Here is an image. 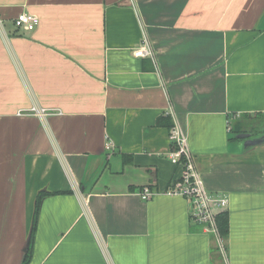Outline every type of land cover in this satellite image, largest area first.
Here are the masks:
<instances>
[{
	"label": "crops",
	"instance_id": "obj_1",
	"mask_svg": "<svg viewBox=\"0 0 264 264\" xmlns=\"http://www.w3.org/2000/svg\"><path fill=\"white\" fill-rule=\"evenodd\" d=\"M168 123L229 199L225 255L167 194ZM40 192L30 264H264V0H0V264L23 262Z\"/></svg>",
	"mask_w": 264,
	"mask_h": 264
},
{
	"label": "built area",
	"instance_id": "obj_2",
	"mask_svg": "<svg viewBox=\"0 0 264 264\" xmlns=\"http://www.w3.org/2000/svg\"><path fill=\"white\" fill-rule=\"evenodd\" d=\"M40 18L28 12L18 14L14 22L17 28H22L25 31H33L39 25ZM135 55L141 57H154L155 52L148 42L144 39L140 47L135 51ZM36 112L34 108L32 110ZM46 113L45 109L41 110ZM170 141L174 148L171 150L170 156L174 163L181 164L184 167V173L181 178L173 180L171 186L167 190L169 195H178L189 200L191 203V213L198 222L205 226V231L213 233L218 240L221 249L224 247V237L218 227V210L227 206L229 199L223 194L210 192L203 183L197 167L195 166L193 153L188 145V137L183 130L177 125L173 124L169 131ZM112 144H106V149H111ZM139 194L142 199L149 200L157 194L150 186L143 187ZM225 255V251L223 249ZM225 264H229L228 258L225 256Z\"/></svg>",
	"mask_w": 264,
	"mask_h": 264
},
{
	"label": "trees",
	"instance_id": "obj_3",
	"mask_svg": "<svg viewBox=\"0 0 264 264\" xmlns=\"http://www.w3.org/2000/svg\"><path fill=\"white\" fill-rule=\"evenodd\" d=\"M169 125V123H168ZM170 128L173 126V123H170ZM242 127H237L235 130L236 132H241ZM254 129V126L252 125L251 130ZM234 130V129H233ZM46 194L45 192H40L39 195L37 196V200H36V209H35V213H34V217H33V227H32V232H31V240H30V245L29 248L27 250V254L24 257V260L21 264H30L31 262V258H32V248H33V241H34V234H35V230L37 227V223H38V216H39V211H40V200L43 197V195ZM217 222H218V227L219 230L221 232L222 235L227 236L228 235V228H229V217L227 215L226 212H221L220 214L217 215Z\"/></svg>",
	"mask_w": 264,
	"mask_h": 264
},
{
	"label": "water",
	"instance_id": "obj_4",
	"mask_svg": "<svg viewBox=\"0 0 264 264\" xmlns=\"http://www.w3.org/2000/svg\"><path fill=\"white\" fill-rule=\"evenodd\" d=\"M248 135H249V134H247V133H242L240 136L245 137V136H248ZM259 141H261V139H259L258 142H259Z\"/></svg>",
	"mask_w": 264,
	"mask_h": 264
},
{
	"label": "flooded vegetation",
	"instance_id": "obj_5",
	"mask_svg": "<svg viewBox=\"0 0 264 264\" xmlns=\"http://www.w3.org/2000/svg\"><path fill=\"white\" fill-rule=\"evenodd\" d=\"M253 133H255L254 131H253V129L250 131V134H253Z\"/></svg>",
	"mask_w": 264,
	"mask_h": 264
}]
</instances>
